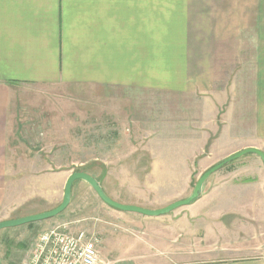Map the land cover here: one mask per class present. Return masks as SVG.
Returning a JSON list of instances; mask_svg holds the SVG:
<instances>
[{"label": "rangeland", "instance_id": "374dc122", "mask_svg": "<svg viewBox=\"0 0 264 264\" xmlns=\"http://www.w3.org/2000/svg\"><path fill=\"white\" fill-rule=\"evenodd\" d=\"M261 47L264 0H153L152 104L133 103L129 109L131 105L111 99L101 101L98 94L46 91L41 98L37 96L39 103L58 102L64 109L57 106L51 114L52 122H57L51 130L47 122L35 129L37 141L31 142L30 150L36 153L37 168L9 169V175L0 176V223L60 207L74 173L95 178L112 200L147 210L165 209L190 198L201 177L223 159L208 148L211 153L205 150L192 169H184L180 128L192 121L168 117L175 113L178 97L185 99L189 88L196 92L208 88L213 74L219 80L218 89L236 83L257 58H264L258 51ZM231 49L240 53L231 57ZM232 62L242 67L231 66ZM192 98L185 103L192 104ZM225 105L222 97L217 111L224 113ZM210 154L215 157L204 162ZM250 159L259 157L247 154L212 175L204 185L206 198L198 206L181 207L159 217L138 214L128 220L126 214L105 204L89 184L77 181L69 207L56 218L0 232L2 262L27 264L37 238L63 225L72 233L85 231L99 241L100 264H192L204 257H198L196 250L218 253L240 246L248 236L242 216L251 218L240 214L231 202H240L244 195L242 187L236 186L242 184L236 182L256 181ZM208 199L215 206H208ZM255 210L263 213L264 208ZM256 227L264 230L263 222H256ZM166 242L175 251L165 253ZM259 251L254 257L264 256V246Z\"/></svg>", "mask_w": 264, "mask_h": 264}, {"label": "crops", "instance_id": "0c3cea01", "mask_svg": "<svg viewBox=\"0 0 264 264\" xmlns=\"http://www.w3.org/2000/svg\"><path fill=\"white\" fill-rule=\"evenodd\" d=\"M258 51L264 55V48ZM233 53L240 51L231 49V57ZM250 67L224 89H218L219 80L213 74L208 88L199 85L202 91L189 88L185 99L178 97L175 113L168 119L192 121L191 127L180 128L184 169H192L208 148L223 160L247 149L264 153V58H257ZM153 90V0H0V176L9 175V169L37 168L36 153L30 150L31 142L37 141L35 129L47 122L51 130L57 123L51 114L57 106L64 109L58 102L39 103L37 96L46 91L98 94L101 101L111 99L132 109L133 103L150 106ZM189 97H193L190 105L185 103ZM222 97L224 113L217 111ZM211 157L215 156L210 154L204 162ZM250 161L256 181L236 182L242 184L236 186L242 187L244 195L240 202H231L240 214L250 215L251 219L241 215L248 236L240 246L222 249L225 252L196 250L198 257H204L192 264H264V256L254 257L264 246V230L256 227V222L264 224V211L255 210L264 208V162L260 157ZM204 197L193 205L198 206ZM207 205L213 207L215 202L208 199ZM124 214L128 220L139 216ZM165 246L166 251H161H175Z\"/></svg>", "mask_w": 264, "mask_h": 264}, {"label": "water", "instance_id": "95a60500", "mask_svg": "<svg viewBox=\"0 0 264 264\" xmlns=\"http://www.w3.org/2000/svg\"><path fill=\"white\" fill-rule=\"evenodd\" d=\"M247 154H256L264 162V153L259 151V150H256V149H247V150H244L240 153H237V154H235L229 158H226L225 160L221 161L220 163L215 165L213 168L208 170L201 177V179L197 183V185L193 191V194L191 195L190 198H188L184 201L174 203L165 209H161V210H157V211L147 210V209L137 207V206H132V205L120 204V203L112 200L111 198H109L106 195V193H105L103 187L101 186L100 182H98L95 178H93L92 176L85 174V173H74L67 181V184L65 187L64 200H63V203L61 204L60 207L54 209L51 212L43 213L40 215L29 216V217H25V218H22L19 220L2 222V223H0V232L2 230L8 229V228H16V227L29 225L32 223L43 222V221H47V220L56 218L57 216L62 214L64 211H66V209L69 207L71 200H72L73 185L77 181H83V182H86L87 184H89L105 204H107L108 206H110L111 208H113L117 211H120L123 213H135V214H139V215L147 216V217H159V216L167 215V214H170L173 211H175L181 207L191 206V205L195 204L197 201H199L201 199V197L203 196L204 185L206 184V182L208 181V179L212 175L219 172L220 170H222L223 168H225L226 166H228L230 163L234 162L235 160H238V159L246 156ZM0 264H3L1 257H0Z\"/></svg>", "mask_w": 264, "mask_h": 264}, {"label": "built area", "instance_id": "2783aa9c", "mask_svg": "<svg viewBox=\"0 0 264 264\" xmlns=\"http://www.w3.org/2000/svg\"><path fill=\"white\" fill-rule=\"evenodd\" d=\"M98 242L85 231L55 227L37 238L27 264H100Z\"/></svg>", "mask_w": 264, "mask_h": 264}, {"label": "trees", "instance_id": "16d2710c", "mask_svg": "<svg viewBox=\"0 0 264 264\" xmlns=\"http://www.w3.org/2000/svg\"><path fill=\"white\" fill-rule=\"evenodd\" d=\"M99 182V181H98ZM73 187H74V185H73Z\"/></svg>", "mask_w": 264, "mask_h": 264}]
</instances>
